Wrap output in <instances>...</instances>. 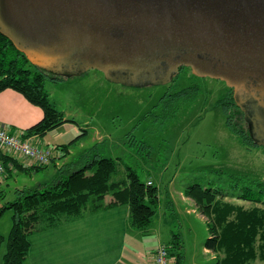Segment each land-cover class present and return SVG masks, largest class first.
Listing matches in <instances>:
<instances>
[{"label":"rangeland","instance_id":"1","mask_svg":"<svg viewBox=\"0 0 264 264\" xmlns=\"http://www.w3.org/2000/svg\"><path fill=\"white\" fill-rule=\"evenodd\" d=\"M45 88L70 127L49 133L43 147L72 142L69 161L75 162L95 149L119 163L120 178L131 167L143 182L150 180L159 190L157 213L149 232L138 239L132 264H151L150 249L158 242L172 241L183 245L184 264L226 263L228 229L222 210L233 216L264 215V205L238 199L231 188L233 174L264 181V150L247 149L227 126V114L219 105L227 91L223 81L200 78L184 69L171 83L131 87L90 70L60 81L47 80ZM188 88L190 94L173 100L174 94ZM54 134L59 138H53ZM57 174L53 164L32 174L13 172L0 186L6 196L0 205L14 200L16 190L50 184ZM194 184L231 193L218 198L212 211L221 236L217 254L204 249L210 238L209 219L185 196L186 188ZM12 215L7 211L0 219V233L5 237L12 228ZM2 248L6 252V243ZM255 264L262 263L256 260Z\"/></svg>","mask_w":264,"mask_h":264},{"label":"water","instance_id":"2","mask_svg":"<svg viewBox=\"0 0 264 264\" xmlns=\"http://www.w3.org/2000/svg\"><path fill=\"white\" fill-rule=\"evenodd\" d=\"M0 33L57 76L223 81L264 148V0H0Z\"/></svg>","mask_w":264,"mask_h":264},{"label":"trees","instance_id":"3","mask_svg":"<svg viewBox=\"0 0 264 264\" xmlns=\"http://www.w3.org/2000/svg\"><path fill=\"white\" fill-rule=\"evenodd\" d=\"M184 69L191 70L182 68L181 72ZM66 78L69 77L57 76L33 65L0 33V92L15 90L43 111V119L18 137H44L68 122L45 88L47 80L60 81ZM190 93L191 88L182 90L174 94L173 100ZM219 105L227 114V126L241 143L247 149L259 147L251 136L245 114L235 104L232 88L227 87ZM239 121L243 122L242 125H239ZM72 145L71 142L55 147L54 150L60 155L59 160L68 156ZM1 158L10 177L14 171L32 174L56 163V156L48 166L28 165L23 159L5 153L1 154ZM73 166L77 168L73 169L69 164L58 169L56 179L50 184L16 190L14 200L0 205V219L7 211L13 212L8 236L0 233V249L6 243L3 264H27L33 234L87 214L128 206L130 224L134 229L146 230L152 224L160 204L159 190L152 181L143 182L131 167H127L125 177L120 178L119 163L100 156L95 149L81 155ZM231 182L238 199L264 205V181L249 175L233 174ZM228 191L199 184L190 185L185 190V196L192 199L209 219L210 238L205 241L204 247L212 251H218L221 242L219 230L212 220L214 203L218 198L229 197L231 193ZM5 197L0 191V200ZM222 211L228 229L225 238L228 252L226 264H245L258 257L264 259V215L233 216L227 210ZM166 246L172 264H184L183 245L172 241Z\"/></svg>","mask_w":264,"mask_h":264},{"label":"crops","instance_id":"4","mask_svg":"<svg viewBox=\"0 0 264 264\" xmlns=\"http://www.w3.org/2000/svg\"><path fill=\"white\" fill-rule=\"evenodd\" d=\"M42 119V109L30 103L19 92L12 89L0 92V125L5 126L11 134L21 135ZM62 127L70 126L65 124L49 133H57L58 129ZM48 134L44 137L33 136L28 140L41 148L55 149L56 146L67 145L62 143L55 147H47L48 145L43 147ZM53 138H59V135L54 134ZM72 146L69 148V154L65 159L59 160V153L56 154V158L54 157L56 161L54 165L57 169L69 164L73 169L77 168L73 166L75 161H69L72 155ZM23 162L30 165L25 159ZM8 177H10V173L6 171L0 186ZM186 199L193 202L188 197ZM193 203L197 207L196 203ZM148 232L147 229L137 230L131 226L128 206L87 214L33 234L30 238L31 249L27 264H132L139 248L138 239ZM163 244L158 242L154 249H150L152 250L151 264H154L156 250ZM2 249H0V264H3L5 254V250ZM204 249L208 254H217V251L205 247ZM133 256L135 257L133 258ZM256 260L264 264V259L260 257L247 264H255ZM218 264L226 263L221 260Z\"/></svg>","mask_w":264,"mask_h":264},{"label":"built area","instance_id":"5","mask_svg":"<svg viewBox=\"0 0 264 264\" xmlns=\"http://www.w3.org/2000/svg\"><path fill=\"white\" fill-rule=\"evenodd\" d=\"M5 153L27 160L30 164L48 166L55 157L53 148H41L35 146L28 139H21L11 134L5 126L0 125V182L6 172L1 154ZM151 184V183H150ZM154 264H172L168 248L160 245L155 253Z\"/></svg>","mask_w":264,"mask_h":264}]
</instances>
